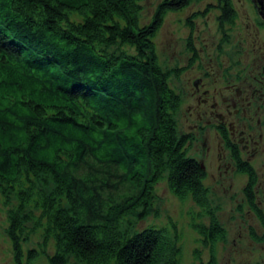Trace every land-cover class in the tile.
Returning <instances> with one entry per match:
<instances>
[{
	"label": "trees",
	"instance_id": "trees-1",
	"mask_svg": "<svg viewBox=\"0 0 264 264\" xmlns=\"http://www.w3.org/2000/svg\"><path fill=\"white\" fill-rule=\"evenodd\" d=\"M193 1L160 0L141 22V0H0V196L12 264L41 255L49 264H181L175 222L123 226L146 216L163 178L198 206L188 214L208 251L202 259L194 250L199 264H220L226 229L206 171L178 131L180 98L154 41L166 14ZM208 3L220 18L236 14L233 0ZM237 166L263 230L250 235L263 241L257 171L243 160ZM38 227L41 241L26 248Z\"/></svg>",
	"mask_w": 264,
	"mask_h": 264
},
{
	"label": "flooded vegetation",
	"instance_id": "flooded-vegetation-1",
	"mask_svg": "<svg viewBox=\"0 0 264 264\" xmlns=\"http://www.w3.org/2000/svg\"><path fill=\"white\" fill-rule=\"evenodd\" d=\"M249 1L251 7H235L230 19L220 18V7L186 12L184 50L167 69L169 77L170 72L187 74L182 89L173 90L180 98L177 109H184L181 132L188 144L213 132L218 159L228 154L227 167L238 171L239 160L254 166L252 161L264 151V2ZM210 12L217 30L205 36L198 19ZM210 149L208 144L205 150ZM260 184L264 178L258 179Z\"/></svg>",
	"mask_w": 264,
	"mask_h": 264
},
{
	"label": "rangeland",
	"instance_id": "rangeland-1",
	"mask_svg": "<svg viewBox=\"0 0 264 264\" xmlns=\"http://www.w3.org/2000/svg\"><path fill=\"white\" fill-rule=\"evenodd\" d=\"M159 1L141 0V22L150 20ZM209 1L213 0H196L185 6L188 8L184 10L169 11L166 14L154 37L159 60L165 70L175 64V61L180 58V53L184 50L185 34L188 30L185 23L186 12L205 7ZM261 1L264 2V0ZM233 3L235 7H251L249 0H233ZM213 13L210 12L206 17L198 19V26L205 36H210L217 30V21ZM186 76V73H181L178 76L170 72L168 79L170 86L176 90H181L182 85L186 83ZM174 117L178 131L181 132L185 120L184 109H177ZM208 144H211V149L206 151L205 147ZM187 153L198 159L204 167L206 171L204 181L209 188L211 203L213 206H217V218L226 229L225 240L218 242L216 246L219 263L264 264V240L256 241L250 235L251 227L259 234L263 230L243 193L247 175L239 172L235 167H227L228 160H230L228 154L222 160L218 159L213 132L197 135V138L187 144ZM219 163L221 165L218 166ZM252 164L257 171L259 181L262 180L264 178V151L259 152ZM110 177L117 179V176L112 174ZM256 195L259 205L264 209L263 184L256 186ZM12 204H15L14 196L11 198L10 205ZM7 209L8 206L3 203L0 196V264H12L13 262L11 242L6 233ZM190 209H198V206L190 198L180 199L174 195L168 187L166 178H163L155 186L153 204L148 208L146 216L144 218L129 216L124 220L123 226L133 230L148 224H169L171 220L175 222L180 235L181 264H199V259L195 257L194 250L199 249L202 259L207 258L208 251L201 244L199 234L190 225L188 214ZM42 236V227L36 228L24 246L26 248L36 246L41 241ZM47 246L48 252L51 253L53 250L52 243L48 242ZM33 264H49V262L45 255H41ZM69 264L85 263L70 257Z\"/></svg>",
	"mask_w": 264,
	"mask_h": 264
},
{
	"label": "water",
	"instance_id": "water-1",
	"mask_svg": "<svg viewBox=\"0 0 264 264\" xmlns=\"http://www.w3.org/2000/svg\"><path fill=\"white\" fill-rule=\"evenodd\" d=\"M193 157V156H192Z\"/></svg>",
	"mask_w": 264,
	"mask_h": 264
}]
</instances>
